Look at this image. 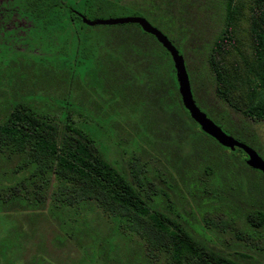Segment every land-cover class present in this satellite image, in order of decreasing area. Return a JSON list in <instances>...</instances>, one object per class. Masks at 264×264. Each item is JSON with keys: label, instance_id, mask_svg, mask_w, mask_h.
<instances>
[{"label": "rangeland", "instance_id": "obj_1", "mask_svg": "<svg viewBox=\"0 0 264 264\" xmlns=\"http://www.w3.org/2000/svg\"><path fill=\"white\" fill-rule=\"evenodd\" d=\"M123 1L126 7L117 11L115 16H143L169 39L174 33L182 37L200 102L225 123L228 134L246 142L264 158V119H251L244 114L257 99L256 91L261 89L256 74L255 48L259 40L264 42V0H233L229 33L220 37L223 27L220 0ZM15 20L0 16L5 28L13 26ZM124 31L121 28L110 34L113 44L126 40ZM77 35L76 27L72 26L69 30L67 28L64 36L52 39L56 46L66 39L69 71H73L72 79L67 81L69 86L56 77L60 72L58 67L52 75L38 80L34 77L36 71L21 68L19 64L20 68L13 69L23 72L25 68L23 78L15 74L11 84H0V99L5 102L18 90L21 96H16L43 104L47 111H55L51 114L58 119L69 108L76 124L89 132L99 121L106 128L104 140L101 138L100 142L108 159L127 171L129 177L131 167L136 165L133 161H139L142 174L146 176L147 190L153 197L162 199L163 208L159 204L155 207L177 219L193 237L200 239L206 245L205 251L230 255L252 264H264V224L261 225V216L256 212L264 211V178L243 177V187L239 188L238 171L245 169L252 173L255 170L248 169L247 159L238 146L206 144L204 141L209 139L194 124H190L191 129L187 127L188 117L178 96V85L170 79L167 82L163 79V71L168 68L163 67V62L169 60L164 50L154 39L144 35L156 50L153 55L161 57L159 63L149 66L142 62L137 67L131 66L135 70L118 69L123 78L122 97L134 104L132 113L134 109L130 111L123 101H111L107 86L96 85L93 77L88 78V69L77 62L81 59ZM40 38L43 43L51 40L44 34ZM205 45H213L212 50L205 49ZM13 48L14 52L11 48L6 51L7 56L19 54L22 46L14 45ZM208 50L219 70L220 76L216 79L208 76L209 67L205 60ZM138 70L144 73L142 79L131 74ZM73 73L78 74L80 85L73 83ZM15 84L20 85L17 90L18 86H12ZM133 94L139 98L140 104L130 96ZM206 108L202 107L207 112ZM107 115L118 122L115 120L109 125L105 120ZM205 154L215 160L224 157V162L219 163H231L230 169L223 170L219 182L211 175L205 177L201 166H197V163H203L201 160ZM188 181H196L197 185L187 189L184 182ZM168 183L172 186H167ZM201 183L206 191L199 189ZM161 187L167 195L159 191ZM247 210L254 224L245 222L243 213ZM117 225L119 223L109 214L90 206L73 213V233L67 236L68 232L58 224L53 211L44 205L36 210L13 211L6 216L0 214V238L9 226L25 232L20 252L22 259L16 260L19 264H31L35 253H39L38 264H139L136 262L140 251L139 238L126 234L122 231L123 225L118 226L120 229ZM164 260L165 257H161L160 262L153 260L152 264H161Z\"/></svg>", "mask_w": 264, "mask_h": 264}, {"label": "trees", "instance_id": "obj_2", "mask_svg": "<svg viewBox=\"0 0 264 264\" xmlns=\"http://www.w3.org/2000/svg\"><path fill=\"white\" fill-rule=\"evenodd\" d=\"M125 4L123 0H0V16L17 20L10 28H5L4 23L0 22V84H11L15 74L22 79L25 68L23 72L13 69L17 66L20 68V64L21 68L28 67L36 71L34 77L38 80L42 76L52 75L56 71L55 67H58L60 72L56 77L69 86L67 81L72 79L73 71H69L66 39L58 46L52 43V39L64 36L67 28L69 30L74 26L77 29L80 46L78 53L81 56L77 62L88 69V78L93 77L96 85L107 86L111 101H123L130 111L134 109L131 111L134 113V104L122 97L123 78L118 69L135 70L131 68L132 65L137 67L145 62L149 66H156L159 63L161 57L159 54L153 55L156 50L144 35L154 39L158 47L167 54L169 60L163 62V67L168 68L164 69L162 76L166 82L170 79L177 86L170 53L153 34L143 30L138 23L90 25L83 20V16L89 19L115 16L117 11L126 7ZM220 4L223 6V27L219 37L229 33L234 11L233 0H220ZM20 21L24 23L20 24ZM121 28L125 29L126 40L113 44L110 34ZM42 34L51 39L49 43H43L40 38ZM174 34L170 39L184 55L195 101L201 108H206L196 96L195 75L183 49L184 41L182 37ZM14 45L22 46L21 51H18L19 54L7 56L6 51H10V48L14 52ZM205 46V49L212 50L213 45ZM210 50L205 53L209 67L208 76L216 79L220 74ZM255 56L256 74L261 89L256 91L257 99L249 105L244 114L251 119H264L263 40L257 43ZM47 57L49 58L46 59ZM131 74L138 79H142L144 75L141 70ZM73 83L81 84L77 73H73ZM12 86H18L17 90L20 85ZM22 88L23 86L20 89ZM16 95L21 96L18 90L15 95L5 99V102L0 99V105L3 104V113L0 115V214L6 216L13 211L36 210L47 205L61 228L68 232L67 236H71L73 213L95 206L116 219L119 223L117 227L123 225V232L139 238L140 251L136 255V262L139 264H152L153 260L160 262L161 257H165L161 264H252L230 255L213 251L208 253L204 250L206 245H203L200 239L193 237L177 219L171 218L161 210L162 199L153 197L147 190L146 176L142 174L143 168L139 161H133L136 165L131 167L129 177L127 171L108 159L100 142L101 138L104 140L106 128L99 121L95 123L96 128L93 127L89 132L76 124L69 108H66L64 116L58 119L51 114L55 111H47L43 104ZM130 96L135 98L134 94ZM178 96L181 100L180 93ZM134 101L140 104L139 98ZM183 109L188 117L189 129L192 128L190 124H194L199 132L209 139L204 141L206 144L210 142L223 147L215 138L200 129L184 106ZM206 109L207 114L226 132L225 123ZM72 110L74 116V108ZM105 120L109 125L115 120L118 122L108 115ZM237 148L247 159L244 150ZM223 159L222 156L217 160L211 159L205 154L201 160L203 163H197V166H201L205 177L211 175L213 180L219 182L223 170L231 168L230 162L222 164ZM247 167L255 171H238L241 180V184L237 181L239 188L243 187V177L255 180L264 178L261 171L250 167L249 164ZM184 184V187L189 189L196 186L197 182L188 181ZM167 186L172 185L168 183ZM200 186V190L206 191L202 183ZM158 189L167 195L162 187ZM158 204L161 206L159 209L155 207ZM256 212L261 216L263 225L264 211ZM243 215L246 223L254 224L249 210ZM24 235L23 230L19 232L13 226L8 227L0 238L2 264H19L16 260L22 259L20 252L24 245ZM35 256L31 264H38L39 253H35Z\"/></svg>", "mask_w": 264, "mask_h": 264}, {"label": "water", "instance_id": "obj_3", "mask_svg": "<svg viewBox=\"0 0 264 264\" xmlns=\"http://www.w3.org/2000/svg\"><path fill=\"white\" fill-rule=\"evenodd\" d=\"M83 20L90 25L134 22L138 23L143 30L153 34L172 57L182 103L189 115L198 123L200 129L211 135L224 146L235 145L243 149L247 154V163L264 173V158L258 153V151L246 142L226 133L220 125L217 124L212 117H210L207 112L196 103L191 89L190 78L184 57L173 42L160 29L151 24L145 17L139 15H118L98 17L95 19H89L83 16Z\"/></svg>", "mask_w": 264, "mask_h": 264}]
</instances>
